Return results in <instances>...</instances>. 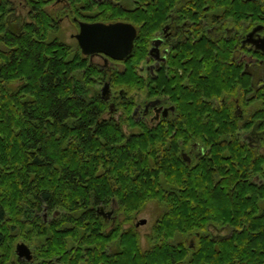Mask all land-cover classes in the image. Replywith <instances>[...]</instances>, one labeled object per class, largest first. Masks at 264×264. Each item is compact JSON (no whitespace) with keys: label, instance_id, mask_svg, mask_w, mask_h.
Returning a JSON list of instances; mask_svg holds the SVG:
<instances>
[{"label":"flooded vegetation","instance_id":"obj_1","mask_svg":"<svg viewBox=\"0 0 264 264\" xmlns=\"http://www.w3.org/2000/svg\"><path fill=\"white\" fill-rule=\"evenodd\" d=\"M0 1L8 3L7 30L38 26L48 40L72 46L91 65L88 72L94 75L87 77L106 101L103 119L127 138L145 135L150 181L165 185L173 177L177 182L175 191L157 198H180L187 181H202L213 170L223 189L236 166L246 175L238 180L254 189L244 194L254 198L253 207L207 209L220 216L166 239L153 236L168 211L162 207L143 248L136 230L146 219L134 220L147 202L127 217L114 194L82 210L85 214L68 211L64 220L43 209L34 218H18L12 254L5 259L0 246V264H191L201 244L224 250L225 264H264V252L245 258L235 252L258 241L256 233L264 230V0ZM65 20L75 29L72 45L61 40ZM79 23L130 24V52L120 60L103 52L83 54L76 40ZM50 229L60 239L54 240ZM128 231L137 237L136 249L120 238Z\"/></svg>","mask_w":264,"mask_h":264},{"label":"trees","instance_id":"obj_2","mask_svg":"<svg viewBox=\"0 0 264 264\" xmlns=\"http://www.w3.org/2000/svg\"><path fill=\"white\" fill-rule=\"evenodd\" d=\"M7 11L1 2L0 246L5 259L12 254L18 218H34L46 209L64 220L68 211L75 216L112 194L126 217L150 200L168 209L153 231L154 238L163 234V239L177 232L188 234L220 216L207 209L253 207L254 198L244 194H254V189L238 180L246 175L237 166L229 169L232 179L223 189L213 180V170L202 181H187L180 198H157L162 191H175L177 182L173 177L165 185L150 181L145 135L127 138L103 119L106 101L87 77L94 75L88 72L91 65L72 46L48 40L38 26L28 23L22 31L7 30ZM54 229L50 230L58 240ZM256 235L258 241L236 248V254L263 256L264 230ZM120 238L136 249L135 234L124 232ZM223 251L201 244L191 264H225ZM163 255L168 256L167 251Z\"/></svg>","mask_w":264,"mask_h":264},{"label":"water","instance_id":"obj_3","mask_svg":"<svg viewBox=\"0 0 264 264\" xmlns=\"http://www.w3.org/2000/svg\"><path fill=\"white\" fill-rule=\"evenodd\" d=\"M133 37L134 29L130 24L79 23L76 40L83 54L103 52L112 59L120 60L130 52ZM107 84L101 88L102 95L108 90ZM143 222L142 219L140 223ZM21 246L24 247L23 244Z\"/></svg>","mask_w":264,"mask_h":264},{"label":"rangeland","instance_id":"obj_4","mask_svg":"<svg viewBox=\"0 0 264 264\" xmlns=\"http://www.w3.org/2000/svg\"><path fill=\"white\" fill-rule=\"evenodd\" d=\"M11 1L14 4H17V2H18V0H11ZM4 3H5V6L8 5L7 1H4ZM62 27H63V35H62L61 40L65 43L72 45L74 40H72L70 38V34L74 32V30H75L74 26L69 21L65 20L62 22ZM96 89L99 90V88L97 86H96ZM162 207L163 206L161 204H159L158 202H156L155 200H150L143 206L141 211L139 213H137L135 216L134 222L137 221L139 218L146 219L145 225L139 226L138 229L136 230V232L139 235L140 246L142 248L144 246H146L144 236H145V234H147L149 232L150 226L152 225L153 221L161 213Z\"/></svg>","mask_w":264,"mask_h":264},{"label":"bare ground","instance_id":"obj_5","mask_svg":"<svg viewBox=\"0 0 264 264\" xmlns=\"http://www.w3.org/2000/svg\"><path fill=\"white\" fill-rule=\"evenodd\" d=\"M263 12V11H262ZM220 103V102H219Z\"/></svg>","mask_w":264,"mask_h":264}]
</instances>
